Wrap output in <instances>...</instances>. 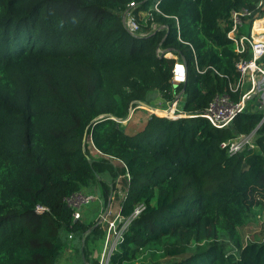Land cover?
<instances>
[{
  "label": "trees",
  "instance_id": "1",
  "mask_svg": "<svg viewBox=\"0 0 264 264\" xmlns=\"http://www.w3.org/2000/svg\"><path fill=\"white\" fill-rule=\"evenodd\" d=\"M131 1L136 13L152 14L141 27L154 21L156 30H126ZM257 3L0 0V264H57L68 240L79 264H98L91 254L104 222L74 219L66 198L92 191L106 207L118 178L127 181L121 214L143 209L108 264H264V236L244 242L239 234L252 208L264 207L260 109L247 106L223 128L202 116L151 113L129 134L119 122L158 97L165 107L183 91V108L196 111L229 92L237 80L229 14L247 9L239 33H248L264 13ZM157 48L185 63L184 83L173 86L174 59ZM254 129V148L229 154L220 146Z\"/></svg>",
  "mask_w": 264,
  "mask_h": 264
},
{
  "label": "built area",
  "instance_id": "2",
  "mask_svg": "<svg viewBox=\"0 0 264 264\" xmlns=\"http://www.w3.org/2000/svg\"><path fill=\"white\" fill-rule=\"evenodd\" d=\"M264 0H258L257 6L264 8ZM136 4L131 1L127 4L126 9L122 14L124 26L128 32L138 36H146L158 28V24L154 21L143 29L139 23L141 18L145 20L151 19L152 14L148 11L135 12ZM154 8L157 9L156 4ZM250 15L245 8L232 10L229 14L230 28L226 36L233 42L234 51L237 54L235 61V69L237 71V80L235 83H229V92L215 94L209 103L202 109L196 111H186L183 108L184 92L180 91L175 94L174 98L166 102L165 107L160 106H141L153 113L166 118H180V117H194L202 116L206 118L213 126L223 128L231 123L233 118L243 111L247 106L254 101L253 110L260 109L262 111V119L264 120V31L261 30L262 25L258 23L260 17H254L251 21L248 33H239V28ZM263 16V15H262ZM261 16V17H262ZM177 22V19H176ZM178 25V22L176 23ZM179 38V37H178ZM180 39V38H179ZM158 56H168L173 58L171 67V82L173 86H178L186 81L187 68L185 63L173 54L171 51H164L157 48ZM248 53V57L245 56ZM198 72H203L205 69L196 67ZM133 110V108H131ZM260 121V122H261ZM255 129L249 133H240L232 138L221 141L220 146L224 148L229 154L237 153L246 147L254 148L256 146ZM99 200V197L92 193L76 192L66 198V203L73 208V218H82V210L85 205L93 200ZM111 200H108L107 211L103 217L105 236L100 247L98 264H108L113 251L116 249L118 242L121 240L123 232L143 209L142 203L136 204L132 212L124 216L120 212V208L112 210L110 208ZM104 208L103 212L105 211ZM45 207L37 205L35 210L40 212ZM102 216V215H101ZM71 235L69 234V237Z\"/></svg>",
  "mask_w": 264,
  "mask_h": 264
},
{
  "label": "rangeland",
  "instance_id": "3",
  "mask_svg": "<svg viewBox=\"0 0 264 264\" xmlns=\"http://www.w3.org/2000/svg\"><path fill=\"white\" fill-rule=\"evenodd\" d=\"M264 4V1H263ZM264 7V6H263ZM144 11H141L140 14H143ZM264 13L263 16L260 17V25H262L261 30L264 31ZM161 100L159 97L154 101V103L159 106L161 103ZM254 101L251 102L250 105H253ZM149 111L144 108L135 107L133 110H131L130 116L124 120L119 121L121 125H123L126 128V131L129 134H135L139 130L143 129L144 125L146 124V121L149 117ZM128 119V120H127ZM127 187V181H125L122 178H118L115 184L114 188V194L112 197H109L111 200L110 208L112 210L119 209V200L121 197L124 196L125 192L124 190ZM84 193H92L99 197V200H93L87 205L84 206L82 216L85 214L88 217H91L92 221L97 220L99 221V218L101 215H103V210L105 208L103 200L96 192H84ZM27 221H31L33 223L34 219ZM104 219L101 221L103 222ZM239 234L242 238V240L245 242L247 240H255L260 239L264 236V207L261 206H255L252 208V212L249 217L245 220V223L239 227ZM70 239V238H69ZM97 244V243H96ZM100 246L101 244H97L91 254V257L98 258L99 260V252H100ZM78 252L76 243L74 241L68 240L67 245L65 247V250L63 251L61 257L59 258L57 264H79L78 261Z\"/></svg>",
  "mask_w": 264,
  "mask_h": 264
},
{
  "label": "water",
  "instance_id": "4",
  "mask_svg": "<svg viewBox=\"0 0 264 264\" xmlns=\"http://www.w3.org/2000/svg\"><path fill=\"white\" fill-rule=\"evenodd\" d=\"M167 57H169V55L167 56ZM141 106H145V107H147L148 105L146 104V103H144V102H141V104H140ZM130 113H131V109H130V111H129V113H128V117L130 116ZM108 207V206H107ZM107 207H106V209H105V211H104V213H103V215L102 216H100V218H99V221L101 222L102 220H103V217H104V215H105V213H106V211H107Z\"/></svg>",
  "mask_w": 264,
  "mask_h": 264
}]
</instances>
